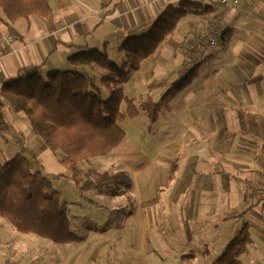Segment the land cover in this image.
I'll list each match as a JSON object with an SVG mask.
<instances>
[{"label": "crops", "instance_id": "0c3cea01", "mask_svg": "<svg viewBox=\"0 0 264 264\" xmlns=\"http://www.w3.org/2000/svg\"><path fill=\"white\" fill-rule=\"evenodd\" d=\"M179 1L50 0L52 15L13 22L0 8V102H5L3 84L32 67L44 75L66 70L71 55L92 49L119 60L118 48L129 37L145 34ZM196 1L210 7V13L202 7L188 13L163 43L158 58L144 60L126 84L130 98L141 106L148 96L159 100L200 64L169 109L148 125L149 132L142 129L140 135L152 138L149 149L157 153H144L125 131L112 152L79 163L84 172L80 187L64 176L68 171L60 154L32 130L23 113L9 105L3 110L6 127L0 129V167L21 154L42 174L44 168L51 170L47 177L61 192L64 208L75 212L71 224L73 218L91 221L89 226L101 224L93 214L121 209L128 199L149 255H154L152 232L161 245L182 244L178 264H212L243 223L252 235L247 250L264 252V198L257 194L264 170V0H239L238 9L225 14L222 44L207 48L181 76L186 43L221 11L220 0ZM88 71L100 78V68ZM142 113L140 109L138 117ZM91 161H98V169L88 167ZM90 172H125L129 183L122 178L112 186L97 187ZM156 173L163 177L151 190ZM97 233L96 242H103L106 234ZM187 250L193 251L184 253Z\"/></svg>", "mask_w": 264, "mask_h": 264}, {"label": "trees", "instance_id": "16d2710c", "mask_svg": "<svg viewBox=\"0 0 264 264\" xmlns=\"http://www.w3.org/2000/svg\"><path fill=\"white\" fill-rule=\"evenodd\" d=\"M201 7L210 13V7L196 0H180L177 5L168 6L149 31L129 37L118 48L119 60L92 49L71 55L66 70L44 75L39 67L27 69L24 75L3 84L2 97L16 112L27 117L32 130L52 151L60 154L61 163L68 171L64 176L81 187L84 172L79 163L109 154L124 140L126 132L120 121L137 117L142 109L151 123L157 122L180 89L196 77L200 64L173 83L159 100L148 96L141 106L126 91L131 74L150 56L158 58L161 46L179 23ZM0 8L12 22L53 13L50 0H0ZM88 68H100V78H95ZM5 127L0 107V129ZM87 175L101 188L112 186L122 178L129 183L125 172ZM0 216L19 232L33 233L56 243L80 238L72 231L61 192L21 154L0 167ZM251 243L250 226L243 223L212 264H243L241 256Z\"/></svg>", "mask_w": 264, "mask_h": 264}, {"label": "rangeland", "instance_id": "374dc122", "mask_svg": "<svg viewBox=\"0 0 264 264\" xmlns=\"http://www.w3.org/2000/svg\"><path fill=\"white\" fill-rule=\"evenodd\" d=\"M152 124L144 113L139 117H127L120 121V126L133 140L138 141L146 154L157 153V150L149 149L152 146V138L146 140L144 134L140 135L142 129L148 131V125ZM97 162L91 161L88 163L91 166L88 167L98 169ZM43 171L46 176L51 177V170L44 168ZM162 177L160 173L154 175L151 190ZM122 203L121 209L93 214L101 224L89 226L91 221L73 218L72 231L80 238L69 243H56L33 233L19 232L13 224L0 216V264H178L176 254L182 244L161 245L155 241V236L151 232L154 255L150 256L149 249L142 243L140 224L137 220H133L135 206L128 199L123 200ZM65 210L72 218L75 212L69 207H65ZM96 233L106 234L103 242H96L98 238L95 236ZM211 245L215 247V244ZM193 250L184 253L189 254ZM210 251H213L212 248ZM95 253L97 256L94 255ZM241 258L244 264H264V252H257L251 247ZM206 264L211 262L207 261Z\"/></svg>", "mask_w": 264, "mask_h": 264}, {"label": "built area", "instance_id": "2783aa9c", "mask_svg": "<svg viewBox=\"0 0 264 264\" xmlns=\"http://www.w3.org/2000/svg\"><path fill=\"white\" fill-rule=\"evenodd\" d=\"M220 5L221 11L214 14L206 26L186 43L185 53L187 54V58L181 66V76H184L192 65L201 59L203 52L207 48L219 47L222 44L224 40L223 27L225 14L231 10H237L239 7V0H220ZM8 106L9 104L7 102H1L0 107L2 111ZM257 194L260 198H264V170L260 175V184L257 189Z\"/></svg>", "mask_w": 264, "mask_h": 264}]
</instances>
